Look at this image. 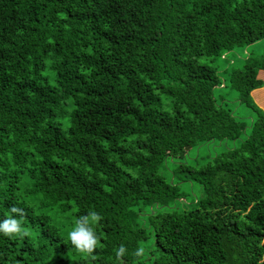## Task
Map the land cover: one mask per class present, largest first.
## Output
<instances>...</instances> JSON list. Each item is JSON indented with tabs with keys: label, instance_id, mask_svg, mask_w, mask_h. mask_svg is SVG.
I'll list each match as a JSON object with an SVG mask.
<instances>
[{
	"label": "trees",
	"instance_id": "16d2710c",
	"mask_svg": "<svg viewBox=\"0 0 264 264\" xmlns=\"http://www.w3.org/2000/svg\"><path fill=\"white\" fill-rule=\"evenodd\" d=\"M262 40L264 0H0V264H264Z\"/></svg>",
	"mask_w": 264,
	"mask_h": 264
},
{
	"label": "clouds",
	"instance_id": "9594fccd",
	"mask_svg": "<svg viewBox=\"0 0 264 264\" xmlns=\"http://www.w3.org/2000/svg\"><path fill=\"white\" fill-rule=\"evenodd\" d=\"M101 220V216L90 211L86 215L77 217L70 229L67 232L66 239L70 242L73 249L82 255H91L98 246V236L95 231V226ZM24 209L12 206L9 209L8 215L0 219V236L7 237L11 240L22 239L29 235L27 228L24 226ZM145 253L143 246H138L134 255L142 257ZM127 254V248L120 245L115 249L117 261Z\"/></svg>",
	"mask_w": 264,
	"mask_h": 264
},
{
	"label": "rangeland",
	"instance_id": "374dc122",
	"mask_svg": "<svg viewBox=\"0 0 264 264\" xmlns=\"http://www.w3.org/2000/svg\"><path fill=\"white\" fill-rule=\"evenodd\" d=\"M255 49L258 54H264V40L260 41L259 43L255 44L254 46L250 47L249 50ZM240 53L243 51H239ZM262 79L264 80V74L262 75ZM221 95L225 96V98L231 102V106L235 108L237 114H242L243 116H250L252 115V111L248 108H246L244 105L239 104L235 100L237 99V93L232 92L230 90L222 89L221 91H218ZM254 103L260 108L262 111H264V87L261 89L256 90L252 95Z\"/></svg>",
	"mask_w": 264,
	"mask_h": 264
}]
</instances>
